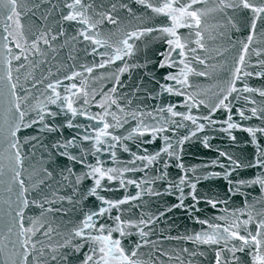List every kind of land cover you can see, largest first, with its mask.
Here are the masks:
<instances>
[{
    "label": "snow or ice",
    "instance_id": "1",
    "mask_svg": "<svg viewBox=\"0 0 264 264\" xmlns=\"http://www.w3.org/2000/svg\"><path fill=\"white\" fill-rule=\"evenodd\" d=\"M136 2L163 22L123 31L120 38L113 39V34H106L103 27L105 22L118 24L119 18L113 17L115 3L111 11L101 12L95 10L92 0H65L60 21L56 22L59 28L53 32L47 26L35 31L25 29L18 0H0L4 21L0 34V64L4 66V74L0 75V189L5 194L7 233L0 239V264H69L64 251L69 249L68 254L76 255L77 264H155L144 258L141 249L153 243L148 237L155 225L173 209H185L198 230L162 239L214 247L215 264H264V87L248 83L253 76L264 79V59H257L260 70L255 72L247 70L246 61L257 22H264V0H219L212 6L207 0ZM119 7L132 13L126 3ZM227 10L250 11V32L246 40L240 41V54L226 68V78L214 85V90L194 87L193 77L209 76L207 70H202L208 67L207 58L200 55L207 51L202 26L210 13ZM64 23L78 26L73 39L80 38L91 45L90 54L98 56L99 62L83 65L82 71H71L62 78L49 79L42 98H36L32 90L44 81L36 79L31 71L21 76V70L38 66L37 58L46 57L45 49H51L59 37L66 35ZM228 23L235 27L231 17ZM148 34H155L164 50L156 52L154 61L129 63L140 51L136 41ZM255 54L260 57L264 52L256 49ZM148 63L162 72L159 80L152 76L158 90L149 93L148 98L154 103L134 107L127 93L121 91L125 87L121 77ZM107 68L112 71L93 75L94 70ZM97 81L111 86L107 90L103 84L92 86ZM136 91H140L139 87ZM253 94L261 98L259 104ZM217 114L223 118H217ZM253 119L260 123L251 124ZM65 129L74 130V134L65 138ZM181 131L185 134L180 135ZM237 131L249 135L248 142L255 148L251 158H238L216 147L217 156L208 164L191 169L185 166V142L199 136L211 149L210 141L216 137L206 132L224 134L236 142ZM53 135L59 138L49 150L44 141ZM158 140L163 141L162 146L150 152L146 145ZM37 146L45 149L50 161L55 162L56 156L79 165L80 172L71 166L62 167V179L74 195L81 197L80 203L95 198L91 207L80 210L81 219L63 243L39 248L34 239L37 233L48 236L52 231L44 214L58 211L52 205L71 202L72 196L55 191L42 193L43 179L33 183L30 192L26 179L32 177H25V149ZM118 153L129 158L120 159ZM173 166L179 170L175 178L169 175ZM210 167L219 170L195 175L197 169ZM153 170L156 173L150 175ZM242 170H251V174L242 175ZM43 172L46 177L52 176L48 168ZM210 177L227 182L222 196L198 191L201 181ZM85 180L90 186L81 193ZM157 182L163 185L162 191L156 189ZM247 189H258L260 197H252L249 202ZM238 195L242 203L234 206L233 197ZM153 196H175L176 203L157 213L143 211L144 197ZM202 203L205 208H201ZM30 206L41 212L39 217H29L26 225L25 213ZM209 208L213 210L211 214H204ZM172 251L189 253L187 247ZM162 255L185 264L180 255H170L169 251ZM225 255L230 259H224Z\"/></svg>",
    "mask_w": 264,
    "mask_h": 264
},
{
    "label": "water",
    "instance_id": "2",
    "mask_svg": "<svg viewBox=\"0 0 264 264\" xmlns=\"http://www.w3.org/2000/svg\"><path fill=\"white\" fill-rule=\"evenodd\" d=\"M65 0H18V3L22 6L21 23L25 29H36L47 26L55 32L59 28L57 21H60V12L63 8ZM95 5L96 11H111V4L117 5L116 10L113 12V17L119 18L117 25L113 26L105 22L103 31L113 34V39L120 38V34L123 31H132L140 27H154L156 24L163 21L151 13L150 10H146L136 0H92ZM208 5L219 3V0H207ZM121 3H126L132 8V13H129L126 9L120 8ZM55 5L56 7H53ZM231 17L235 22V27L228 23V18ZM46 18V19H45ZM3 18L0 16V34L3 32ZM251 13L248 10H227L226 12H214L210 13L205 19L203 30L205 31V45L207 51L201 52L202 57L207 58L209 72L208 77H193L192 83L202 89L214 90V85L219 81L226 78V68L229 67L234 59L238 58L241 51V40H246L247 35L250 32ZM77 27L75 25L64 23L66 35L59 37L53 44L51 49H45L46 57L41 60L37 58V65L35 68H28L21 70L22 76L25 71H31L32 74L38 80L44 81L42 84H37L33 89V96L36 98H42L41 94L44 91V86L49 79L62 78L64 75H68L71 71H82L83 65L91 66L93 63L99 62V57H94L90 54L91 45L86 44L82 39L73 37L77 36ZM237 29H239L237 31ZM223 33V35H221ZM67 41V43H65ZM136 47L140 50L139 54L134 57L129 63L145 64V61H154L156 59V52L163 51L161 42L156 39L155 34H148L142 36L136 41ZM260 49L264 52V22H257L256 36L254 37L253 44L249 47V52L246 57L248 62V71L255 72L260 70V66L256 64L257 59H264V55L257 57L255 50ZM15 68V62H14ZM101 71L110 72L112 69H96L93 75L98 76ZM4 74V66L0 64V75ZM151 74V75H149ZM16 75L14 71V76ZM162 75L161 70L155 68L152 63H148L144 68H135L132 72L125 73L121 77L125 84V87L121 90L122 93H127V98L132 100L133 106L142 104H152L154 101L148 98V94L158 90L156 80H159ZM152 76L156 77V80L152 79ZM248 83L253 87H264V79L259 77H250ZM105 85V90L110 87L111 84L106 81H97L92 86L100 87ZM139 87L140 91H136ZM253 98L257 100L259 104L261 98L258 94H253ZM175 100V98H172ZM251 105H249L250 107ZM217 118H223L222 114H217ZM234 119H238L234 115ZM78 123L83 121H77ZM251 124H259L260 121L253 119ZM74 134V130L65 129L63 135L65 138H69ZM185 133L181 131L180 135ZM209 134L215 139L211 140L213 148L209 149L202 143V137L192 138L189 142H185L184 151L182 153V159L185 166L189 169L194 165L208 164L212 159H215L217 153L216 147H220L222 150L231 152L235 157L251 158L254 155L255 148L249 143V135L246 132L237 131V141H230L226 135L212 132ZM58 135L49 136L44 141L47 148L51 150V144L55 139H58ZM163 141L158 140L156 143L146 145L148 150L154 151L159 146H162ZM87 146V145H86ZM26 160H25V177L31 175V179H26V183L30 186L33 183L43 179L45 185L40 186L42 193L50 194L52 191L58 192L62 196H72V201L64 200L62 202H56L52 205L53 208L58 211L53 213H45L43 219H47L52 227V231L48 233V236H44L41 233H37L34 237L37 242V248L41 245H57L63 243L67 234L71 232L73 226L81 219L80 210L82 208H88L92 206L95 198L89 197L87 201L80 203L81 197L74 195L72 188L66 181L62 179L61 168L71 166L76 169L77 172L82 171L79 165H72L65 158L53 157V161H50L46 155L44 148L37 146L35 149H29L26 147ZM32 153V154H29ZM120 159H128L126 154L118 153ZM107 159V156L103 157ZM91 160V157H89ZM48 168V171L52 172L51 177H46L43 169ZM159 165H157V169ZM218 168L197 169L195 175L199 176L204 171H218ZM156 170H153L150 175H154ZM179 173V170L174 166L169 169V175L171 178ZM191 174V173H190ZM242 175L251 174V170H242ZM67 175V173H64ZM227 182L222 178L210 177L208 180H202L198 185V191L207 193L209 196L220 193L221 196L227 190ZM50 185L51 187H47ZM90 186V182L85 180L81 186V193L85 188ZM156 189L158 191L163 190V185L157 182ZM134 193V189H129ZM250 193L249 202L252 197L259 198L261 193L257 190L247 189ZM121 193H116L119 196ZM5 194L0 189V239H2L6 233V218L4 212L6 211V205L3 203ZM38 198V197H37ZM234 206H239L242 203V196L233 197L232 200ZM176 203L175 196H160V197H144L143 211L157 213L163 211L165 206H171ZM47 207V206H45ZM201 208H205L203 203ZM213 210L210 208L204 214H211ZM41 209L30 206L25 213V224L30 223L29 217H39ZM198 230V226L194 225L191 221V216L186 213L185 209H173L172 212L166 213L157 224L155 225L152 234L148 237L153 243L142 247L141 253L145 259H151L155 264H177L175 259L169 260L168 257L162 255L163 251H169L170 255H180L181 259L188 264H215V250L214 247L199 246L196 247L191 243H185L176 240H164L163 236H178L191 232L193 229ZM14 239V237H13ZM139 241V237H135ZM187 247L189 253L196 252V255L192 256L189 253H174V249H182ZM47 252L48 249L45 248ZM68 255L69 264H77L76 255L68 254L69 250H64ZM201 253H203L201 255ZM239 255V253H238ZM224 259H230V255H225ZM31 260V257H30ZM63 264V262H61Z\"/></svg>",
    "mask_w": 264,
    "mask_h": 264
}]
</instances>
